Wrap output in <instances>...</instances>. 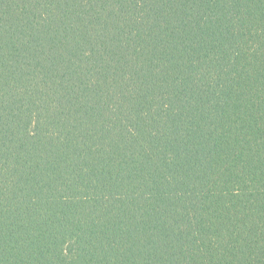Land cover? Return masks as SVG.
Instances as JSON below:
<instances>
[{
	"label": "trees",
	"instance_id": "1",
	"mask_svg": "<svg viewBox=\"0 0 264 264\" xmlns=\"http://www.w3.org/2000/svg\"><path fill=\"white\" fill-rule=\"evenodd\" d=\"M0 264H264V0H0Z\"/></svg>",
	"mask_w": 264,
	"mask_h": 264
}]
</instances>
